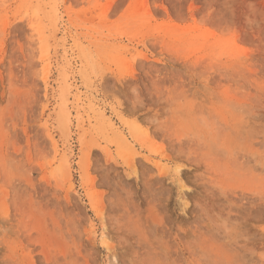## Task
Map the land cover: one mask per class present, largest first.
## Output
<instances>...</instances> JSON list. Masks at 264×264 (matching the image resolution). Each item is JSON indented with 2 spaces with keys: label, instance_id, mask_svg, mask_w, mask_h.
I'll use <instances>...</instances> for the list:
<instances>
[{
  "label": "rangeland",
  "instance_id": "rangeland-1",
  "mask_svg": "<svg viewBox=\"0 0 264 264\" xmlns=\"http://www.w3.org/2000/svg\"><path fill=\"white\" fill-rule=\"evenodd\" d=\"M0 264H264V0H0Z\"/></svg>",
  "mask_w": 264,
  "mask_h": 264
},
{
  "label": "bare ground",
  "instance_id": "bare-ground-1",
  "mask_svg": "<svg viewBox=\"0 0 264 264\" xmlns=\"http://www.w3.org/2000/svg\"><path fill=\"white\" fill-rule=\"evenodd\" d=\"M187 39H189V38H187ZM93 104V103H92ZM94 106V105H93ZM99 107V106H98ZM98 109V108H97ZM100 109V108H99ZM96 111V110H95ZM103 111V110H102ZM106 112V111H105ZM105 112H103V113H105ZM99 112H97V114H98ZM107 119V118H106ZM106 119L104 120V121H106ZM111 119V118H110ZM111 121V120H110ZM108 122V121H107ZM109 124H110V122H109ZM107 125V124H106ZM111 125V124H110ZM114 125V124H113ZM114 127H116V126H114ZM116 129V128H115ZM120 133V132H119ZM120 135V134H119Z\"/></svg>",
  "mask_w": 264,
  "mask_h": 264
}]
</instances>
